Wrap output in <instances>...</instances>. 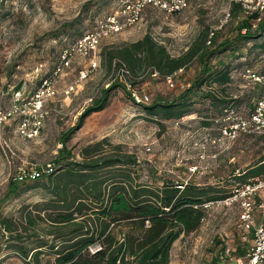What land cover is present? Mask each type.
Wrapping results in <instances>:
<instances>
[{
  "label": "rangeland",
  "instance_id": "obj_1",
  "mask_svg": "<svg viewBox=\"0 0 264 264\" xmlns=\"http://www.w3.org/2000/svg\"><path fill=\"white\" fill-rule=\"evenodd\" d=\"M232 2L235 1L187 0V7L174 14L147 6L137 24L101 40L95 53L98 67L86 79L78 77L80 70H86L88 58H71L56 79L55 95L45 102L47 115L37 137L21 138L16 133L17 119L0 124V217L26 226L28 214L45 217L49 214L50 210L42 209L51 198L47 187L54 173L41 174L62 168L63 160L55 163L62 146L61 134L75 125L91 99L110 84L118 86L112 91L107 106L89 115L66 140L68 161L79 162L84 147L101 142L102 153L113 154L114 147L119 146L120 153L134 158V163L119 168L134 183L151 187H160L164 182L189 183L211 186L220 194H235L243 182L234 176L264 155V129L252 133L247 131L249 123L245 130L241 126V122L248 121L261 96L258 83L243 77L246 68L260 69L262 55H257L260 50L247 51L253 41L235 50V54L242 55L239 59L226 52L210 61L217 69L222 63L231 64V81L225 85L224 92H218L214 82L200 88V92L214 90L230 101L239 102L216 109L210 100L194 97L191 112L179 119L150 117L142 105L156 98L171 100L178 96L195 76L197 64H189L170 85L161 76L155 78L149 70L146 72L141 57L134 60L129 67L136 78L134 86L148 96L142 105L135 103L123 85L114 81L111 67V60L120 59L116 52L122 45L140 40L144 35H149L173 56L184 52L201 31L214 30L220 24H223L221 28L214 31L218 34L217 41L232 38L236 21L243 17L241 12L231 13ZM119 4L120 0H1L0 92L4 95L0 96V108L10 105L9 88L31 92L58 63L62 48L90 32L99 19L115 11ZM226 14L228 18L224 22ZM69 86L73 89L66 93ZM230 127L232 135L224 134L223 130ZM35 172L38 176L33 175ZM11 187H15V192L9 191ZM250 199L254 225H264V189ZM239 215L238 199L228 205L213 203L206 208L198 229L180 235L173 242L168 264H230L225 248L232 257L244 256L253 235L252 230L241 229ZM46 224V221L39 222L35 229H28L29 234L35 230L37 238H28V241L22 238L21 242L30 247L36 239L50 240L41 231ZM6 235L0 238L2 264H24L11 252ZM43 252L40 264H51L53 254L48 248Z\"/></svg>",
  "mask_w": 264,
  "mask_h": 264
},
{
  "label": "trees",
  "instance_id": "obj_2",
  "mask_svg": "<svg viewBox=\"0 0 264 264\" xmlns=\"http://www.w3.org/2000/svg\"><path fill=\"white\" fill-rule=\"evenodd\" d=\"M230 11L243 14L235 23V35L232 38L217 41L218 34L215 35L214 32L207 45L205 40L209 31L205 29L184 52L176 56L170 55L164 46L149 35L118 49L116 56L120 59L116 60L124 63L132 76L130 68L134 60H139L140 57L146 72L155 70L161 77L170 75L179 68L185 71L189 64H197L199 67L189 86L175 98H156L148 105L140 104L148 116L179 119L191 112L194 97L210 100L216 109L239 102L230 101L226 95L218 94L224 92L225 85L231 81V64L222 63L217 69L210 61L226 52L235 60L239 59L242 55L235 54V50L251 41L253 43L248 47V53L257 48L260 50L257 55H263L264 12L245 14L235 2L231 3ZM261 38L263 40L255 42ZM211 82L219 88L218 92H200L204 84ZM116 86L118 84L102 88L82 110L75 125L61 134L62 146L55 163L59 164L63 160L64 164L56 172L52 170L41 174L54 173V178L49 179L47 187L51 198L42 209L50 210L49 214L46 217L28 214L25 218L26 226L0 217V238L4 237V233L7 234V241L11 242L8 247L24 264H32L30 261L40 264L44 248L55 255L53 264H168L173 242L180 235L198 229L204 220L206 209L202 205L230 196L220 194L211 186L189 183L164 182L160 187L134 183L125 171L119 170L120 167L134 163V158L120 153L119 146L114 147L113 154H104L99 148L101 142L84 147L79 162L68 161L66 140L82 126L89 115L107 106ZM198 92L200 94H196ZM209 124L204 123L205 126ZM113 168L118 170H111ZM261 175L264 176V155L234 177L245 185L250 179ZM15 187H11L9 191L15 192ZM45 221L47 224L42 226L41 231L46 237H51L50 240L36 239L35 244L30 247L21 242L22 238H37L35 230L30 234L27 231ZM93 244H99L101 250L90 254L88 247Z\"/></svg>",
  "mask_w": 264,
  "mask_h": 264
},
{
  "label": "built area",
  "instance_id": "obj_3",
  "mask_svg": "<svg viewBox=\"0 0 264 264\" xmlns=\"http://www.w3.org/2000/svg\"><path fill=\"white\" fill-rule=\"evenodd\" d=\"M234 1L241 6L245 14H261L264 12V0ZM147 6L158 8L166 14H174L187 7V0H120V4L115 11L103 16L96 22L95 27L90 32L83 34L61 50L58 63L52 68L49 75L39 81L37 87L31 92L27 93L23 88H9L11 90V102L8 107L0 108V124L9 119H17L16 133L21 138L31 140L37 137L43 127V122L47 115L45 102L55 95L54 84L56 79L61 76L63 70L68 67L71 58H88L89 61L86 70H80L78 77L80 80L86 79L87 76L98 67L95 53L101 40L120 33L124 29L137 24ZM227 18L228 14H226L224 22H226ZM222 25L223 24H220L214 30H209L205 40L207 45L210 44L214 31L221 28ZM260 60V69L258 71L246 68L243 73V77L246 80L255 81L261 87L260 99L249 113L248 121L241 122V126L244 130L246 128V123H249L247 131L252 133L264 129V54L261 56ZM111 67L114 81L116 80L123 85L130 95V98L135 103L141 104L148 101L147 94L135 88L134 79L136 78L131 75L129 69L124 63L113 59ZM183 72V68H179L172 74L166 75L162 78H164L166 83L172 85L175 77ZM150 75L155 78L159 76L155 70L150 71ZM139 78H141V76L137 79ZM72 89L73 87L69 86L66 93ZM3 95L4 93L0 92V96L2 97ZM223 133L232 135L233 130L230 127L229 130L224 129ZM34 174L35 176H38V172L33 173V175ZM18 178L22 179V176L19 175ZM260 189H264V178H255L242 187L237 188L235 194H232L233 196L230 195L223 200L206 202L202 205L206 209L213 203L228 205L236 199L239 200L240 227L244 231L252 230L253 238L251 245L242 257H232L229 254V249H224L225 256L230 264H264V225H254L252 215L253 201L250 199ZM99 250H101L99 244H93L88 247V252L90 254H94Z\"/></svg>",
  "mask_w": 264,
  "mask_h": 264
},
{
  "label": "crops",
  "instance_id": "obj_4",
  "mask_svg": "<svg viewBox=\"0 0 264 264\" xmlns=\"http://www.w3.org/2000/svg\"><path fill=\"white\" fill-rule=\"evenodd\" d=\"M41 257H42V255H41ZM54 258H55V255L53 254V258H52V260H51V264H53V262H54ZM1 259V258H0Z\"/></svg>",
  "mask_w": 264,
  "mask_h": 264
}]
</instances>
